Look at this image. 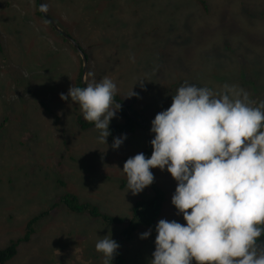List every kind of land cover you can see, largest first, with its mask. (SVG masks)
<instances>
[{
    "label": "rangeland",
    "instance_id": "rangeland-1",
    "mask_svg": "<svg viewBox=\"0 0 264 264\" xmlns=\"http://www.w3.org/2000/svg\"><path fill=\"white\" fill-rule=\"evenodd\" d=\"M105 1L44 0V4L57 24L70 32L89 53L97 51L98 58L92 56L89 61L86 79L91 82L105 76L111 78L117 85L114 99L131 107L141 118L152 121L158 112L169 107L170 98L182 83L201 84L207 73L216 67V62L211 61L206 65L207 71H202L196 59L205 50H208L206 53L221 55L223 78L229 75L226 84L243 88L250 100H264L261 91L264 90L263 32L262 37L248 31L243 36H237L238 31L234 30L229 32L230 39L234 37L232 43L228 41L224 44L220 35L222 30L216 23H223L227 18H223L219 10L215 9L216 16H195L189 8L191 0H176L177 18L170 22L161 21L159 15L164 13V0H113V5L107 8ZM186 3L189 4L184 5ZM261 10H255L259 15L247 21L245 28L264 29V11ZM36 11V0H0V247L7 246L11 240L22 239L21 247L10 264H103V258L99 257L103 254L95 250V243L108 235L118 243L116 252L128 264H150L155 240L147 243L140 237L149 229L140 228L131 240H117L121 238L126 222L104 225L98 218L70 215L66 208L59 205L63 194L75 191L81 201H85L81 198L84 197L98 205L101 212L128 221L136 201L151 198L153 192L146 186L133 195L126 186L123 188L126 182L122 171L124 158L142 151L152 139V134L143 129L135 133H110L107 143H102L98 140L99 132L95 127L87 130L79 128V105L70 96L67 100L60 96L75 85L78 70L81 69L79 59L49 26L50 29L41 24ZM160 23L164 27L163 33L158 31ZM38 25L45 36L40 40L33 34ZM159 33L162 34L160 39ZM92 44L96 47H90ZM37 47L57 52L53 55L54 60ZM25 51H30L29 61L21 59ZM18 66V70L22 71V68L27 74L24 72L26 75L21 76L20 71L15 70ZM38 69L63 74L62 80L56 82L54 92L48 94L45 88L41 89L43 101L51 109L55 107L50 119L56 132L49 135L46 129L24 128L23 123L30 116L20 118L23 107L16 101L38 80ZM147 71L152 72V82L147 77L143 78ZM132 89L135 95L128 97ZM43 101L34 103L26 100L24 111H34L38 118L47 121L50 113H46ZM126 122L125 116L116 110L109 130L116 124L129 123ZM29 134H38L40 138L30 139ZM125 134L123 143L113 148L114 137ZM58 162L57 173L46 167ZM18 166L23 169L17 171ZM37 166L46 168L51 176L35 180V172L39 171ZM150 171L154 174L155 183L166 194L158 221L174 219L185 224L183 215L178 214L171 203L177 181L166 168L162 171L155 167ZM25 182L28 183L24 185ZM23 185L25 193L29 194L25 201L33 199L36 204L27 207L18 204L22 198L18 194ZM51 201L58 204L54 210L52 205L49 206ZM45 208L53 212L49 218L35 223L34 233L26 242L23 237L25 226ZM192 264H196L195 260Z\"/></svg>",
    "mask_w": 264,
    "mask_h": 264
},
{
    "label": "clouds",
    "instance_id": "clouds-1",
    "mask_svg": "<svg viewBox=\"0 0 264 264\" xmlns=\"http://www.w3.org/2000/svg\"><path fill=\"white\" fill-rule=\"evenodd\" d=\"M116 91L105 76L60 96H70L98 130V140L107 143L110 120L120 108ZM133 95L132 89L128 97ZM150 131V157L140 152L123 164L127 191L140 193L154 181L151 168H166L177 181L171 203L186 221L156 223L150 264H264V100H250L235 85L214 92L184 82L152 119ZM124 139L126 134L114 137L112 147ZM118 247L108 235L95 243L103 264Z\"/></svg>",
    "mask_w": 264,
    "mask_h": 264
},
{
    "label": "trees",
    "instance_id": "trees-1",
    "mask_svg": "<svg viewBox=\"0 0 264 264\" xmlns=\"http://www.w3.org/2000/svg\"><path fill=\"white\" fill-rule=\"evenodd\" d=\"M105 2H106V4H105L106 8L108 6L113 5V0H106ZM190 3H191V5L189 8L194 12L195 16L196 15L209 16V15H213V14H214V16H216V13H217L216 10H219V12L221 13V16L223 15V18H227V19H225L226 21L223 23H216V25L219 26V30H222L220 32V35H221V38H222V41L224 44H228L229 43L228 41H230V43H232V39H234V37L232 39H230L231 34L229 32H232L234 30L238 31V32L235 31L237 33V36H243L246 31L256 33L257 36H260V37H262V35H261L262 32L264 33V29H260L259 27H251V28L247 27V28H245V24L247 21H249L250 19L259 15V13H256L255 10L258 11L259 9H263L261 11H264V0H191ZM188 4L189 3H186L184 5H188ZM224 4H227V5H224ZM36 7H37L36 14H37L38 19H40L42 21L41 24L43 23L45 25V27H47V28L50 27L51 30L53 31V33L55 34V36H57L64 43H66L67 46L73 52H75V54L77 55L79 62H80V68L81 69L78 70L77 81L74 82L75 83L74 86L84 87V85L82 83V64H83L82 57L79 55L78 51L61 34H58L55 31V29L52 27V25L43 17V15L40 11L39 5H38V0H36ZM192 7H195V9H193ZM230 7H231V9H229ZM45 8H46V6H45ZM94 8H95V5H94ZM176 9H178V7L176 6V0H164V8H163L164 13H162V14L159 13V15L161 16V21L164 20V21H170L171 22L173 19H176L177 18L176 16L178 14ZM232 9H233V11H232ZM46 10H47V8H46ZM49 14L51 15L50 12H49ZM51 16L53 17V15H51ZM54 20H56V19L54 18ZM159 27L161 29H159L158 31H161L163 33L164 32L163 24L160 23ZM61 28L64 29L65 31H67L65 28H63V27H61ZM106 28H108L110 30V27L107 26ZM68 33L72 36V34L70 32H68ZM155 33H157V32H155ZM33 34L35 36H37L38 40H40L42 37H45L44 32H42V27L40 25H38V29H36V31L34 30ZM158 35H159V39H160V35H162V34L159 33ZM254 36L256 37V35H254ZM100 40L102 41L101 38H100ZM108 41H110V39ZM78 43L81 45L80 42H78ZM81 47L83 48L84 52L86 53L88 61H91L92 56H95L96 58H98L97 51H93L92 53H89L87 48L83 47L82 45H81ZM90 47H96V44H92ZM37 48H38V50H43L44 52H47L44 55L45 56L47 55L48 57L51 56V59L53 58V55L57 53V52L53 53V51L50 49L47 51L46 49H42L41 47H37ZM1 50H2V46L0 44V51ZM207 51L208 50H205L204 54L199 56L196 59V61H198L199 64L201 65L202 71L203 70L207 71L206 65L209 64L211 61L216 62V67L212 70L211 73H207V76L203 78V80L201 81V84H195V85L209 87L214 92H220L223 90V86L226 84V80H227L229 75L223 78L224 68L222 66V63H221L220 57H219L221 55L219 53H214V52L206 53ZM215 55H218V56H215ZM110 57L112 58L113 56L110 55ZM21 59L29 61L30 51L29 52L25 51L24 53H22ZM52 60H54V59H52ZM144 63H147V62L144 61ZM18 68H19V66L15 68V70L17 72L20 71V70H18ZM21 70H22V71H20L21 76H24L27 74L24 69L21 68ZM38 73H39L38 80L34 83L32 88H30L25 93L21 94L18 98H16V101L19 105H21V103H22V106H20V107H23V111L20 114V118H24L26 115L30 116V119L27 120V122L23 123L24 128L29 127V126H33V127L38 128L40 131H41V129L42 130L46 129V131H48L47 134L49 135L50 133L56 132L51 125V119H50V116H53V113H54L53 110H55V107H53L51 109L48 106L47 102L45 103L43 101L44 98H42V96H41V89L45 88L46 89L45 93L48 92V94L50 93V91L54 92V89L56 88L57 83H59L62 80L63 74H61V72L54 73V70L47 72L45 69H38ZM145 77H147V79L152 82V72L151 71H147L146 76H145V74H143V78H145ZM20 81L22 82V80H20ZM262 81H263V78L260 81L261 84H262ZM87 82H89L88 79H87ZM19 84H21V83H19ZM221 85H222V88H221ZM262 86H264V84H262ZM255 89H257V88L255 87ZM63 92L66 94L68 93L67 91H63ZM114 98H115V96H114ZM26 100L32 101L34 103L35 102L38 103L39 101L41 102V100H42L43 101L42 106L46 109L45 110L46 113H50L48 120L46 121L42 117L38 118L37 115L35 113H33L34 111L33 112L31 111L30 113L25 112L24 109L26 107L24 106V103H26ZM170 100L172 101V98H170ZM251 100L253 101V99H251ZM127 107H128L129 112H130V110L133 112L134 116L140 118L144 122L151 123V121L146 120L144 118H141L137 112H135L131 109V107H129V106H127ZM47 110H50V111H47ZM118 110L120 111L122 116H125L127 122H129V123H127V122H126L127 124L119 123V124H116L115 126L110 127L111 135L116 134V133H123V132L135 133V132H137L138 129H143V130L151 133L152 138L154 137V133H152L150 131V127L143 126L140 123L134 122L133 119H131L129 117V113L126 112L121 107ZM77 123L79 125V128L82 130H87L91 127H94V125L92 123H89L88 121H86L83 118L82 112L77 117ZM29 136H30V139H33L34 137L37 139L40 138V135H38V134H36V135L29 134ZM150 141L146 145V147L142 151H140V152H143L145 154L146 158L150 157V155L152 153V146H151ZM129 157H131V156L125 157L124 161H126V159H128ZM59 165H60V162H58L56 165L54 164V166H46V167L48 169L52 170L53 172L57 173L56 169ZM38 168H39L38 169L39 171L35 172V180L41 181V180H44L47 177L51 176L49 171L46 168H42V167H38ZM22 169H23L22 166H18L17 171H21ZM11 181L13 182L14 179H12ZM27 183L28 182H25L24 185H26ZM59 183L65 185V183L62 181H59ZM24 185L22 187H20V194H18V195H20L22 198L18 202V204L20 206H26V207L30 206L32 204H36V201L33 199H31L32 202H31V200H27V202L25 201L26 198H29V194L25 193L26 188ZM125 186H126V182L124 183V187L122 184L123 188H126ZM148 188L152 190V192H153L152 196L153 197L151 196V198H149V199L137 200L136 203L134 204L133 208H132V217L128 221H126L124 218H121L119 216H114L113 214L101 212L98 205H95L94 202H91L88 199H85L84 197L80 196L83 200H85V201H81L78 197L77 192H75V191H73L74 193L67 192V193L63 194L60 197L59 205H62L64 208H66V210L68 211V213L70 215L74 214V215L79 216V217H81L80 215H87L90 218H94V219L98 218L97 220L102 222L104 225H106V224H110V225H112V224H123L124 222H126L127 226H125L123 228L122 232L120 233L121 238H117V240H123V239L131 240L133 238L134 234L142 227H145L147 229H151V234L147 238H144L147 243H151L153 240H155V236L157 234L155 231V225H156V223H157V221L161 215L163 205L166 201V194L155 183V181H153V183L150 184L148 186ZM13 189H14V187H13ZM69 191H72V190H69ZM39 192L41 193L42 191H39ZM53 202L54 201H51L49 206L52 205V209L54 210L58 206V204L53 203ZM53 210L50 211L49 209L45 208L44 211H42L41 213L34 216L27 223V225L25 226V228H26L25 234L23 235L26 242L30 241L31 236L34 233L35 223L40 221L42 218H45V219L49 218V216L51 215ZM260 239H264V235H262V237ZM21 241H22V239L21 240H11L7 246L0 247V264H10L12 262V259L14 257H16V255L18 253V249H20V247H21V244H20ZM99 257L101 259L103 258V256H101V255ZM108 263L109 264H128L127 260H125L124 257L118 252H115V254L113 256V260H109Z\"/></svg>",
    "mask_w": 264,
    "mask_h": 264
},
{
    "label": "water",
    "instance_id": "water-1",
    "mask_svg": "<svg viewBox=\"0 0 264 264\" xmlns=\"http://www.w3.org/2000/svg\"><path fill=\"white\" fill-rule=\"evenodd\" d=\"M38 5H39L40 11H41L43 17L52 25V27L55 29V31L58 34H61L78 51L79 55L82 57V60H83L82 82H83V85L86 86V81H87L86 74H87L88 68H89V61H88L86 53L84 52L81 45L75 40V38H73L67 31L62 29L59 26V24H57V22L54 20V18L49 14V12L45 8L44 0H38ZM116 102L118 104H120V107L122 109H124L126 112L129 113V116L134 121L139 122L143 126H148L151 128V123L144 122L140 118L133 116V114H131L129 112L128 108L122 102L117 101V100H116Z\"/></svg>",
    "mask_w": 264,
    "mask_h": 264
},
{
    "label": "crops",
    "instance_id": "crops-1",
    "mask_svg": "<svg viewBox=\"0 0 264 264\" xmlns=\"http://www.w3.org/2000/svg\"><path fill=\"white\" fill-rule=\"evenodd\" d=\"M196 75V74H195ZM193 81H194V79H192ZM190 84H191V82H190ZM221 88H222V85H221ZM257 91H260V89H257ZM263 93H264V90H261ZM258 96H256V98H257ZM258 99V98H257ZM259 101H261L260 99H258L257 100V102L256 103H259Z\"/></svg>",
    "mask_w": 264,
    "mask_h": 264
},
{
    "label": "bare ground",
    "instance_id": "bare-ground-1",
    "mask_svg": "<svg viewBox=\"0 0 264 264\" xmlns=\"http://www.w3.org/2000/svg\"><path fill=\"white\" fill-rule=\"evenodd\" d=\"M201 3V2H200ZM205 9V8H204Z\"/></svg>",
    "mask_w": 264,
    "mask_h": 264
}]
</instances>
